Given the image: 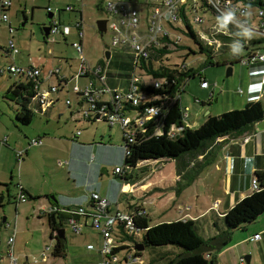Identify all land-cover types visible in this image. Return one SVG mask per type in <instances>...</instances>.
Wrapping results in <instances>:
<instances>
[{"label": "rangeland", "instance_id": "1", "mask_svg": "<svg viewBox=\"0 0 264 264\" xmlns=\"http://www.w3.org/2000/svg\"><path fill=\"white\" fill-rule=\"evenodd\" d=\"M155 1L157 0L134 2L143 13L146 7ZM103 2L104 0H82L81 4L77 0H10L5 10L7 20L0 21V45H6L10 38L18 49V52L12 55L14 63L59 67L60 73L68 78L66 84L59 87L58 99L45 112L29 103L32 116L28 123L23 124L14 118L16 107L14 100L3 96L6 87L21 77L5 68L0 71V138L2 136L7 138L6 143L0 144L1 160L6 166L4 181L0 183V264H98L100 235L98 228L90 226V217H87V225L82 226L79 233L72 232L63 221L64 255L52 254L55 237L49 236L46 215L40 214L48 205V199L41 192L48 187L61 188V192H65L68 198L76 200L89 194L92 187L96 190L98 183L100 192L109 194L107 198L113 207L120 181L118 175L113 172V167L118 165L136 174L142 173L144 182L146 178L144 174L153 165V159L138 161L135 166L125 164L121 128L118 123L109 125L107 121L101 119L86 120L75 111L72 99L69 106L63 102L64 97H73L70 87L75 80L69 75L77 64L78 52L70 43L77 40L74 22L78 20L79 13L83 31L82 56L91 66L100 59L103 61V72L110 86L122 91L127 84L132 65L131 51L119 45L110 48L109 33L105 31L99 35L95 27V19L103 15L101 8ZM66 5H71V8H66ZM47 6L53 12L52 19L69 25V32L65 38L55 32L52 40L51 37L44 39L41 26L48 23ZM197 14L202 17V23L190 20V24L192 30L198 33L203 32L204 26L217 20L209 7H197ZM22 20L24 23L20 25ZM7 22L13 29L10 33L6 31ZM249 24H255L254 17L249 19ZM215 25L219 26V22ZM251 32V38L256 37V33ZM183 43L186 45H177L170 49L167 56L170 65L183 62L187 66L202 67L200 74L209 84L207 88H199L197 73L187 78L182 90L181 104L188 109V126L198 127L208 116L241 107L244 84L240 79L242 77L244 79V75L247 76L248 65L236 60L228 62L231 53L226 51L213 56L212 60L217 59L218 63L204 64L206 53L198 51L196 45L186 35L183 36ZM186 46L193 52L185 54ZM263 47L264 40L256 43L253 48L261 50ZM240 48L239 52L243 53L244 47ZM104 50H108L110 55L105 57ZM9 59L0 51V67ZM227 65L231 66V72L228 74L225 72ZM81 79L78 78L79 85L82 83ZM48 82L56 83L57 80L51 77ZM40 86L46 88V81ZM125 114L133 116L135 110L130 108ZM75 129H79L80 133L74 137ZM35 136L41 137L42 144H32L34 146L29 147L26 153L23 151L21 159L17 160L15 150L23 147L16 144V139L19 137L29 139ZM57 160L66 163L59 165ZM102 167L105 171L101 170ZM167 167L165 164L163 169L167 170ZM89 169L91 176L87 178L86 170ZM71 174H74V179ZM215 179L216 177L206 170L177 191L173 186L170 187L172 190L164 187L165 183L160 181L163 189L148 188L147 192L133 194L132 200L138 204H132V207H143L149 224L189 217L193 219L192 230L201 239H205L216 231L211 220L212 210L197 220L191 215L195 213L194 206L199 208L211 202L212 196L216 194L215 185L211 181ZM17 182L26 190L23 201L15 200ZM123 202L124 196L117 201L121 209L124 207ZM242 206L238 205L236 212L243 213L245 204ZM216 221L217 224H221L222 218ZM262 224L264 214H257L250 221L232 228L228 242L214 250L216 264H239V256L249 253H252V259L245 262L242 257L243 264H264V244L257 246L255 242L245 238L252 228ZM8 236H11V241H8ZM123 240L127 241L125 238ZM87 243H91L93 247H87ZM9 248L12 250L14 262L7 254ZM180 249L179 246L170 243L145 246L139 252L141 261L138 264H164ZM117 254L121 255L122 251H117Z\"/></svg>", "mask_w": 264, "mask_h": 264}, {"label": "built area", "instance_id": "2", "mask_svg": "<svg viewBox=\"0 0 264 264\" xmlns=\"http://www.w3.org/2000/svg\"><path fill=\"white\" fill-rule=\"evenodd\" d=\"M80 1L82 4V0ZM135 0H104L101 8L105 19L103 32L109 33L108 46L110 48L117 45L131 51V70L128 76L127 84L121 91L106 82V75L103 72V61L100 59L94 66L82 56V37L81 18L74 22L77 40L70 43L78 52L77 64L71 71L69 77L74 78L70 87L73 97H64L63 102L69 106L71 99L74 103L75 111L86 120L101 119L110 124L116 122L121 128L123 154H129V143L134 141L136 132H143L149 121L152 122V133L159 134L163 132V119L167 109L172 105L179 107L181 124L171 123L166 129V134L173 136L177 134L183 126H188L186 117L188 115L187 106L181 104V95L183 87L188 76L185 70L189 67L185 63L170 65L168 54L170 49L177 45H186L183 43V36H187L190 41L192 37L188 34L189 29L192 34L202 40L204 46L210 51L211 58L216 53L234 52L236 48L230 40H223L220 35H231L223 22L218 19L232 13L233 18L230 24L241 28L250 29L256 33L254 38H263L264 40V0H205L216 17L215 23H211L207 30L198 33L192 30L190 20L202 23V17L197 14V7L200 8L201 0H157L149 7H146L143 13L140 12ZM253 1H260L253 2ZM10 0H0V21L7 20L6 8ZM71 8V5H66ZM46 11H51L47 6ZM48 20V31L44 39H53V34L58 32L63 38L69 32V25L61 23L58 19ZM254 17L255 24L250 25L249 19ZM225 20V19H224ZM9 22L6 24V31L12 32ZM98 32V31H97ZM101 33V34H102ZM226 45L223 47L222 45ZM254 45L245 42L243 53L236 52V60L244 62L247 65L255 60L262 62L264 66V49H255ZM0 51L5 57L10 59L6 64L1 65L0 71L4 68L9 72L21 77L16 81L26 85L29 92V103L44 112L57 99L60 92L59 87L66 84L68 78L60 73L59 67L43 64H16L12 61V55L18 52V49L8 38L6 45H0ZM108 55L110 52L108 51ZM90 68V69H89ZM165 70V72H164ZM158 72V74H154ZM199 68L195 73L199 74L198 84L201 87L208 85L207 80L200 73ZM250 73L255 72L250 69ZM181 73V74H179ZM55 77L56 83L48 82V79ZM82 78L81 85L78 84V78ZM46 81V88L40 84ZM264 89V79H263ZM157 90V91H155ZM211 95V92H209ZM134 109L135 114L129 116L125 114L128 109ZM79 134V129L74 131V137ZM2 141L5 137L1 138ZM40 136L30 137L27 144H39ZM25 149L15 150L17 160L21 159L22 152ZM61 165L66 161L57 160ZM113 172L124 175V168L115 165ZM124 179V178H122ZM16 201L25 200V194L19 183L16 184ZM250 187L253 190L259 189L256 178L250 179ZM128 191V185L121 184L119 193ZM89 205H76L74 207L58 208L50 205L42 209L40 214L62 211L66 214L64 220L68 228L79 233L82 226L87 225V217H90V226L98 228L100 239L98 252L100 260L98 264H137L141 261L138 255H134V246L130 241L122 239L125 233L131 232L133 228V216L145 212L141 206H131L128 209H121L115 202V207L110 208L109 199L106 196L96 192H90ZM185 218V217H184ZM55 235V230L53 231ZM259 238V233L254 232L250 239ZM8 236V241H11ZM92 248L91 243L86 245ZM122 254L118 255L117 251ZM7 254L12 257V250L9 248ZM10 261V262H11ZM9 262V263H10ZM239 264H243V258H239Z\"/></svg>", "mask_w": 264, "mask_h": 264}, {"label": "trees", "instance_id": "3", "mask_svg": "<svg viewBox=\"0 0 264 264\" xmlns=\"http://www.w3.org/2000/svg\"><path fill=\"white\" fill-rule=\"evenodd\" d=\"M253 2L263 4L260 1ZM200 3V7L208 5L205 0H201ZM96 5L99 8L98 2ZM215 16L217 17L218 15L215 14ZM218 19L223 22L231 35L221 33H217V35H220L223 40L232 41L236 47H244L245 49V42L255 45L263 40L261 37L247 39L243 35L244 29L238 28L229 22L226 23L220 17ZM203 29L207 30V27H203ZM188 34L192 37V42L196 45L198 51H204L206 53L207 57L204 59V64L218 63L217 59L212 60L209 48L204 46L201 39L195 37L190 29ZM222 46L226 47L224 44ZM186 47L187 51L185 54L193 52L189 46ZM234 60H236V52L231 51V57L228 62ZM198 68L189 66L185 70V75L188 77L192 76ZM154 74L157 75L158 72H154ZM3 96L14 100L16 103L14 118L19 123H28L31 119L32 112L29 107V92L26 89V85L13 81L6 87ZM263 114L264 106L262 102L259 99H250L245 101L241 107L227 109L218 114L208 116L198 127L185 125L177 134L169 136L166 134L168 126L171 123L181 124L179 107L172 105L167 109L163 119L164 131L159 134L152 133V122L149 121L143 132L135 133L134 141L129 143V154L123 156V162L129 166H135L138 161L142 160L158 158L173 159L174 171L177 178L174 180L172 186L177 191L191 182L204 166L213 161L216 143L219 142V140H215L217 136L231 131L243 130L246 126L252 125ZM121 139L123 140L122 136ZM117 175L120 178L125 177V174ZM253 176L257 180L259 189L253 190L250 193L249 200L246 198V201L248 200L249 202L255 199V206L246 203L244 199V201H241L235 207H231L228 212L219 217L222 218L221 224H217V217L213 218L212 225L216 231L205 239H201L192 230L193 219L191 218H175L149 224L145 212L133 216V228L131 232L125 233L122 239L125 238L127 241L132 242L133 246L135 243H142L143 247L160 246L169 243L179 246L181 249L164 264H216L214 250L228 242L230 230L234 227L241 226L242 222L250 221L255 217L257 211H259V203H262L264 207V162L259 169L254 171ZM21 189L23 190V188ZM89 203L90 200H87L82 205L87 206ZM240 204L241 206L245 204L243 213L236 212L237 206ZM45 215L49 227V236L55 237L52 232L56 228L62 227V222L66 214L63 212H59L58 214L49 212ZM64 248V237H55V242L51 249L52 254L64 255ZM140 250L135 249L133 254L139 255Z\"/></svg>", "mask_w": 264, "mask_h": 264}, {"label": "crops", "instance_id": "4", "mask_svg": "<svg viewBox=\"0 0 264 264\" xmlns=\"http://www.w3.org/2000/svg\"><path fill=\"white\" fill-rule=\"evenodd\" d=\"M250 69L254 70L255 72L250 73ZM263 79L264 66L261 61L255 60L247 66V76L244 75V79L243 77L242 79H240L244 84L242 103L250 99H259L264 106ZM208 86L209 84L206 87L199 86V88L204 89ZM209 92H211V90ZM187 123L189 124L188 121ZM1 138L0 144L6 143L7 138L5 137L4 141H2ZM215 140H219V142L216 143L215 147V157L213 161L204 166L200 170V172L202 173L207 170L210 172L211 175L216 177L215 180L211 181L215 185L216 194L215 196H212L213 198L211 199V202L209 204L201 205L199 208H197V206H194L195 213L192 214L191 217H195V220L204 216L210 210H212L213 218H219L224 213L228 212L231 207H235L238 203L244 201V199L245 201L246 198H248L249 200L250 193L252 192V189L250 187V179L251 177H253L254 171L259 169L264 162V128L255 130L252 125H249L246 126L243 130L231 131L221 136H217ZM27 142L28 139L26 138L20 139L19 137V139H16V144L19 145V147L21 148L23 147L22 149H25V153L27 149H29V147L34 146L32 144L28 145ZM41 142L37 145L42 144ZM152 161L153 165H151L150 168L147 169L146 173L144 174L146 175V178H144V182L142 181V178L144 177L142 173L136 174L135 172H132V170H127L125 168L124 179L118 176L120 181L117 188V192L115 194V202H117L120 197L124 196V207L122 209H128L132 204H138L136 201L132 200L133 194H136L137 192H147L148 188L163 189L164 187H169L170 189V187H172L174 180L177 178V175L174 171V160L171 158H158L153 159ZM165 164H167L168 166V171L163 169ZM150 171L151 173H149ZM200 172L198 174H200ZM5 173L6 166L4 165V163H2L0 156V183L4 181ZM71 175L73 177L72 179H74V174ZM10 176L11 174L9 172V177ZM90 176V169L86 170V177L90 178ZM160 181H163L165 183V185L163 184L164 187L160 186ZM125 182L128 185V191L124 192L123 194H120L119 188L121 184L125 185ZM21 187L26 192L24 187ZM99 189L100 185L96 183V190H94V187H92V190L90 192H97L100 195L108 197L109 194L107 192L101 193ZM170 190H172V188ZM41 193H43L48 199L47 207L50 205L56 206L58 208L74 207L76 205L85 204L89 198V194L87 193L84 196L73 200L72 198H68L69 196L65 192H61V188L56 189L52 187H48L46 190H44V192ZM248 200L246 201V203L255 206V199H252L249 202ZM113 207H115V205ZM110 208H112V206H110ZM258 208L259 211H257V214H264V207L262 203H259ZM59 212L54 213L58 214ZM213 218H211V220ZM254 232L259 233V238L250 239V235ZM245 238H247V240H250L251 242H255L257 246L263 245L264 224L260 225L257 228H252V230L246 234ZM245 256L248 259L247 261H250L252 259V253L244 254L242 257ZM240 257L241 256H239V258Z\"/></svg>", "mask_w": 264, "mask_h": 264}, {"label": "water", "instance_id": "5", "mask_svg": "<svg viewBox=\"0 0 264 264\" xmlns=\"http://www.w3.org/2000/svg\"><path fill=\"white\" fill-rule=\"evenodd\" d=\"M46 17L48 18V20L50 19L51 17V11H46ZM24 23V20H22L20 22V25H23ZM95 23V27L99 33V35H101L102 31L104 30V24H105V19L103 17H97L94 21ZM41 30H42V34L43 36L47 34V31H48V24H44L41 26ZM104 55L105 57L108 56V50H104ZM237 61V60H236ZM226 74L230 73L231 72V66L230 65H227L226 66ZM252 126L255 130H258V129H262L264 128V115H262L260 118L256 119L253 123H252ZM103 171H105V169H101ZM4 219V217L2 216V220ZM55 237L59 238V237H64V234H63V227H58L55 229ZM143 247V244L142 243H135L134 244V248L135 249H142ZM245 261H247V257L245 256L244 257Z\"/></svg>", "mask_w": 264, "mask_h": 264}, {"label": "clouds", "instance_id": "6", "mask_svg": "<svg viewBox=\"0 0 264 264\" xmlns=\"http://www.w3.org/2000/svg\"><path fill=\"white\" fill-rule=\"evenodd\" d=\"M232 18H233V14H232V13H229V14H227V15L224 17L226 23L229 22V21H231ZM243 35H244L247 39H250V38L252 37V32H251V30H250L249 28H248V29H244V30H243ZM240 49H241V48L236 47V48H233L232 50H233L234 52H238Z\"/></svg>", "mask_w": 264, "mask_h": 264}]
</instances>
